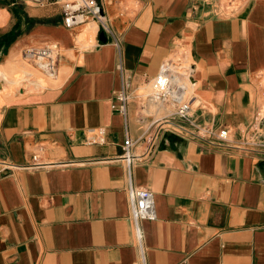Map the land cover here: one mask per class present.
<instances>
[{"label": "crops", "instance_id": "0c3cea01", "mask_svg": "<svg viewBox=\"0 0 264 264\" xmlns=\"http://www.w3.org/2000/svg\"><path fill=\"white\" fill-rule=\"evenodd\" d=\"M63 1L0 0V264H264V0H97L103 24L74 28ZM51 43L54 75L22 55ZM180 51L191 121L228 140L170 117L128 178L125 138L142 154L168 114L141 91ZM130 187L154 195L140 240Z\"/></svg>", "mask_w": 264, "mask_h": 264}, {"label": "built area", "instance_id": "2783aa9c", "mask_svg": "<svg viewBox=\"0 0 264 264\" xmlns=\"http://www.w3.org/2000/svg\"><path fill=\"white\" fill-rule=\"evenodd\" d=\"M45 1L32 0L33 3L40 5L45 3ZM62 18L64 25L68 28L83 25L91 19L103 24L102 9L97 0H64L62 3ZM23 56L25 58L29 57V59L42 58L45 61L43 67L46 72L49 75L56 73L55 62L58 56L56 44H47L41 48H27L24 50ZM178 62H181V60H177L176 63ZM176 63L172 61L168 63L164 62L160 66L156 76L145 85L144 90H148L150 94H140L143 101H149L154 106L167 109L168 114L165 118L156 120L142 137L141 143L145 145L142 154H133L131 152L133 142L129 137L125 138L122 152L116 160L124 165L128 178H130L133 163L150 155L154 149V139L157 132H155L153 127L159 129L163 124H170V117L178 116L185 122L195 126L200 136L211 135L221 141L228 140L227 130H221L217 134H214L211 129L193 124L190 118V110L193 99L195 67L191 62L182 68L178 67L181 66L180 63ZM116 99L118 103L113 105L112 108L120 114H124L126 104L131 99V95L124 89H121L117 92ZM140 109L142 114H148L145 104H142ZM152 130L154 131L151 132ZM32 159L37 164V157L33 156ZM128 196L131 209L130 219L135 229L136 237L140 240L139 221L155 219L154 195L148 189L130 187Z\"/></svg>", "mask_w": 264, "mask_h": 264}, {"label": "rangeland", "instance_id": "374dc122", "mask_svg": "<svg viewBox=\"0 0 264 264\" xmlns=\"http://www.w3.org/2000/svg\"><path fill=\"white\" fill-rule=\"evenodd\" d=\"M83 45H84V47L87 45V43L86 42H83ZM58 54H59V51H58ZM23 55V54H22ZM25 58V57H24ZM57 58H58V56H57ZM57 58H56V62H57ZM170 60L173 62V63H176L177 62V60H181V62H178V63H176V64H181V66H178V67H185L186 65H187V63H189V62H191V60L187 57V53H184V52H182V51H180L176 56H172L171 58H170ZM26 61H32V62H35L36 61V58H31V59H29V57L28 58H26ZM44 60H42L41 61V65L42 64H44ZM56 62H55V66H56ZM57 67V66H56ZM40 70H45L44 69V67L43 68H41L40 67ZM55 70H56V68H55ZM36 71V70H35ZM48 71V70H47ZM45 72H46V70H45ZM47 74H48V72H47ZM49 75V74H48ZM25 76V74L24 75H20V76H18V77H16L13 81L11 80V79H8L7 81H8V83H14L13 85H15V83L19 80V79H21L22 77H24ZM35 76H37V77H40V78H42V79H44V80H46V78L43 76V74H40V72H38L37 73V71H36V73H35ZM47 80L49 81V77L47 78ZM17 84V83H16ZM49 84V83H48ZM12 85V84H11ZM12 85V86H13ZM46 85V83L45 82H42V87H44ZM143 94H145V95H147V94H149V91L148 90H143V91H141Z\"/></svg>", "mask_w": 264, "mask_h": 264}, {"label": "bare ground", "instance_id": "6f19581e", "mask_svg": "<svg viewBox=\"0 0 264 264\" xmlns=\"http://www.w3.org/2000/svg\"><path fill=\"white\" fill-rule=\"evenodd\" d=\"M88 35V34H87ZM91 42V41H90ZM88 45H89V43H88ZM41 61H42V58H40V57H38V58H36V61L35 62H37L38 63V65H39V67H41V68H43V64L41 65ZM169 61H171V60H168L166 63H168ZM37 71V73L38 72H41V71H39V70H36ZM35 71V72H36ZM34 75H35V73H34ZM261 77V76H260ZM263 77V76H262ZM50 79V78H49ZM51 81H52V79H50ZM263 80V79H262ZM261 80V81H262ZM28 82H27V85H28V87H29V89H33V88H39V87H42V82H40V81H38L37 79H28L27 80ZM20 83H22V82H20ZM16 85V84H15ZM260 85V84H259ZM262 88H263V85H262ZM150 94V93H149ZM145 95V94H144Z\"/></svg>", "mask_w": 264, "mask_h": 264}, {"label": "water", "instance_id": "95a60500", "mask_svg": "<svg viewBox=\"0 0 264 264\" xmlns=\"http://www.w3.org/2000/svg\"><path fill=\"white\" fill-rule=\"evenodd\" d=\"M100 39H101L102 41H105V38H104L102 35H100Z\"/></svg>", "mask_w": 264, "mask_h": 264}]
</instances>
